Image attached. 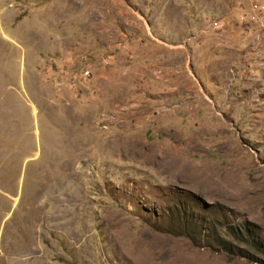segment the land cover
Wrapping results in <instances>:
<instances>
[{
  "label": "rangeland",
  "instance_id": "1",
  "mask_svg": "<svg viewBox=\"0 0 264 264\" xmlns=\"http://www.w3.org/2000/svg\"><path fill=\"white\" fill-rule=\"evenodd\" d=\"M0 264H264V0H0Z\"/></svg>",
  "mask_w": 264,
  "mask_h": 264
},
{
  "label": "bare ground",
  "instance_id": "2",
  "mask_svg": "<svg viewBox=\"0 0 264 264\" xmlns=\"http://www.w3.org/2000/svg\"><path fill=\"white\" fill-rule=\"evenodd\" d=\"M176 155V154H174ZM171 163H173V166L175 167V173H174V178H176L177 176H181V175H185L187 172H186V169L189 168L188 165L190 163H188L186 160L184 161L181 157L178 156H174L171 161ZM191 165V164H190ZM189 165V166H190ZM195 166L192 165V169L194 168ZM191 168V167H190ZM191 171V169H190Z\"/></svg>",
  "mask_w": 264,
  "mask_h": 264
},
{
  "label": "built area",
  "instance_id": "3",
  "mask_svg": "<svg viewBox=\"0 0 264 264\" xmlns=\"http://www.w3.org/2000/svg\"><path fill=\"white\" fill-rule=\"evenodd\" d=\"M259 36L257 35V38H258Z\"/></svg>",
  "mask_w": 264,
  "mask_h": 264
}]
</instances>
